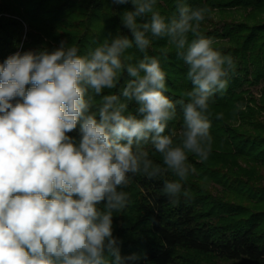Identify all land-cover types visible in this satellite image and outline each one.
Segmentation results:
<instances>
[{"label": "clouds", "instance_id": "1", "mask_svg": "<svg viewBox=\"0 0 264 264\" xmlns=\"http://www.w3.org/2000/svg\"><path fill=\"white\" fill-rule=\"evenodd\" d=\"M111 3L132 5L121 16L131 38L110 34L86 55L61 40L0 63V264L147 261L146 253L122 255L114 236V213L129 203L124 189L137 174L170 172L176 179H164L162 193L177 205L183 182L196 173L188 154L209 158L210 101L236 69L200 32L209 9L176 0L166 18L157 0ZM155 40H166L187 66V100L165 94L161 59L148 55ZM133 47L142 59L126 55ZM168 55L169 47L160 50L163 60ZM178 106L181 127L169 129Z\"/></svg>", "mask_w": 264, "mask_h": 264}, {"label": "trees", "instance_id": "2", "mask_svg": "<svg viewBox=\"0 0 264 264\" xmlns=\"http://www.w3.org/2000/svg\"><path fill=\"white\" fill-rule=\"evenodd\" d=\"M186 3L209 9L200 32L236 65L227 89L210 101L212 150L203 162L188 154L196 173L183 182L177 205L162 193L164 179H176L172 173L157 179L134 176L124 189L127 207L114 213V236L122 240V255L147 254V261L136 264H201V258L264 264V0ZM156 8L170 18L176 0H157ZM126 10H132L130 3L113 5L111 0H0V63L17 51H50L61 40L86 55L110 34L119 31L131 38L121 25ZM164 47H169L166 61L160 57ZM126 55L135 61L144 54L133 47ZM148 55L161 59L165 94L173 101L187 100L184 93L191 83L175 49L166 40H155ZM181 124L178 106L169 129L179 130ZM149 154L162 163L153 149Z\"/></svg>", "mask_w": 264, "mask_h": 264}, {"label": "rangeland", "instance_id": "3", "mask_svg": "<svg viewBox=\"0 0 264 264\" xmlns=\"http://www.w3.org/2000/svg\"><path fill=\"white\" fill-rule=\"evenodd\" d=\"M201 264H251L248 262H222V261H216L212 259H206V258H201L200 259Z\"/></svg>", "mask_w": 264, "mask_h": 264}]
</instances>
